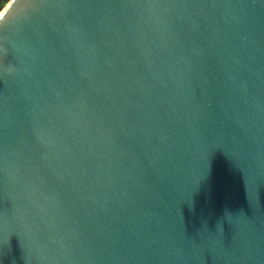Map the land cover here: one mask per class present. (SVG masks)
<instances>
[{"label":"water","instance_id":"95a60500","mask_svg":"<svg viewBox=\"0 0 264 264\" xmlns=\"http://www.w3.org/2000/svg\"><path fill=\"white\" fill-rule=\"evenodd\" d=\"M4 8L0 264H264V0Z\"/></svg>","mask_w":264,"mask_h":264},{"label":"trees","instance_id":"16d2710c","mask_svg":"<svg viewBox=\"0 0 264 264\" xmlns=\"http://www.w3.org/2000/svg\"><path fill=\"white\" fill-rule=\"evenodd\" d=\"M9 0H5V3H3V4H1L0 6V11L5 7V5L7 4V2H8Z\"/></svg>","mask_w":264,"mask_h":264},{"label":"bare ground","instance_id":"6f19581e","mask_svg":"<svg viewBox=\"0 0 264 264\" xmlns=\"http://www.w3.org/2000/svg\"><path fill=\"white\" fill-rule=\"evenodd\" d=\"M4 9H5V8H4ZM4 9H3L2 11H0V17H1V15L3 14Z\"/></svg>","mask_w":264,"mask_h":264},{"label":"crops","instance_id":"0c3cea01","mask_svg":"<svg viewBox=\"0 0 264 264\" xmlns=\"http://www.w3.org/2000/svg\"><path fill=\"white\" fill-rule=\"evenodd\" d=\"M1 3H2V4L5 3V0H2ZM1 3H0V4H1ZM7 3H8V2H7ZM5 6H6V5H5ZM0 7H1V6H0Z\"/></svg>","mask_w":264,"mask_h":264},{"label":"rangeland","instance_id":"374dc122","mask_svg":"<svg viewBox=\"0 0 264 264\" xmlns=\"http://www.w3.org/2000/svg\"><path fill=\"white\" fill-rule=\"evenodd\" d=\"M1 1H2V0H0V3H1ZM8 2H9V1H8ZM1 4H2V3H1ZM1 4H0V5H1ZM2 10H3V9H2ZM2 10H1V11H2Z\"/></svg>","mask_w":264,"mask_h":264}]
</instances>
